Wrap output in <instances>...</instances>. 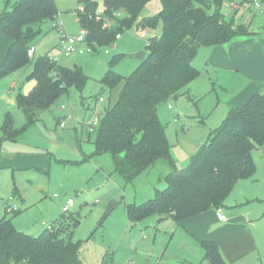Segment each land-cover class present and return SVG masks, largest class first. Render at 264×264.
I'll use <instances>...</instances> for the list:
<instances>
[{"label": "trees", "instance_id": "obj_1", "mask_svg": "<svg viewBox=\"0 0 264 264\" xmlns=\"http://www.w3.org/2000/svg\"><path fill=\"white\" fill-rule=\"evenodd\" d=\"M78 1L76 17L87 30V43L95 46L94 51L99 46H112L118 31L136 23L147 29L158 23L162 26L160 36L148 38L144 47L147 54L130 74L121 75L111 67L122 59V53L110 60L100 78L105 87L120 89L94 129V153L110 152L118 173L131 182L158 157L168 156L170 145L157 105L180 94L190 97L187 86L200 74L193 65L199 48L248 35L250 25L236 23L233 17L226 20L221 13L223 0H159L162 6L156 14L141 17V9L150 0ZM57 15L54 0H6L0 26L12 43L0 61V76L29 63L33 56H28L27 50L42 32V22L54 21ZM31 77L35 83L30 91L15 96L25 122L14 129L6 113L0 139L16 138L38 119L40 110L53 104L69 86L82 90L87 79L79 66H55L49 56L36 60ZM255 149L264 150V87L243 105L231 107L187 165L164 176L165 186L156 188L153 197L140 204L126 203L127 220L136 224L158 214L180 225L188 217L218 209L237 180L255 174ZM69 217L63 214L61 220H53L34 236L18 231L10 218L0 217V264H86L79 258V242L62 223ZM199 244L206 264H227L212 240H200Z\"/></svg>", "mask_w": 264, "mask_h": 264}, {"label": "rangeland", "instance_id": "obj_2", "mask_svg": "<svg viewBox=\"0 0 264 264\" xmlns=\"http://www.w3.org/2000/svg\"><path fill=\"white\" fill-rule=\"evenodd\" d=\"M254 1L259 2L260 7H256ZM5 2L0 0V12ZM54 2L58 10L54 21L60 20L68 33L75 34L80 29L76 17L79 1ZM222 3L221 13L226 20L233 17L236 23L249 24L251 30L264 34L263 0H223ZM231 3H236L238 8L231 7ZM144 5L139 17L156 14L162 6L159 0H150ZM98 6L102 8L100 2ZM54 21L42 22V32L31 43L35 52L29 63L0 76V125L6 113L14 129L25 122L15 96L27 94L34 86L31 74L38 58L49 56L64 67L77 65L87 79L82 90L69 86L53 104L40 110L38 119L21 130L16 138L0 140V217L10 218L18 231L34 236L53 220H61L63 214L70 215L62 223L67 225L71 238L79 242V258L86 264H206L198 230L203 231L214 222L210 213L204 212L202 223L193 229L158 214H150L132 224L125 213L126 203L140 204L153 197L156 188L162 189L164 176L185 167L225 118H220L225 95L218 85L217 91H212L215 76L205 71L206 52L201 51L193 62L203 73L193 79L197 89L189 88L190 97L180 94L157 105L170 145L168 156L158 157L151 168L126 182L116 170L110 152L94 153V132H87L86 123L94 115L101 118L104 109L117 99L120 86L109 89L100 82L110 67V60L124 53L111 67L121 75L130 74L140 60L129 54L144 49L145 39L160 36L161 23L148 28L146 38L137 35V29L142 27L136 23L118 31L121 38L114 40L112 47L99 46L91 53L67 57L58 49L60 38L57 29L52 27ZM250 63L252 67L259 65L258 56H252ZM13 80L16 85L11 89L9 84ZM99 96L104 100L98 101ZM252 156L264 162V152L260 149H255ZM67 197H73V205L64 213L61 207ZM232 198L230 192L224 202ZM111 199L116 200V207L98 222ZM8 205H14L18 211L7 212ZM223 212L227 214L228 210L223 209Z\"/></svg>", "mask_w": 264, "mask_h": 264}, {"label": "crops", "instance_id": "obj_3", "mask_svg": "<svg viewBox=\"0 0 264 264\" xmlns=\"http://www.w3.org/2000/svg\"><path fill=\"white\" fill-rule=\"evenodd\" d=\"M250 31V34L234 37L224 44L202 46L196 55L197 57L201 51L206 52L205 71L208 74L213 72L215 76L214 80L211 78L212 91L216 92L218 85L225 95L224 111L220 118L225 117L231 107L243 105L254 92L264 87V34ZM11 43L12 40L0 26V61ZM252 56H258L259 65L251 66ZM202 73L200 69L199 75ZM15 85L14 80L9 84L11 89ZM189 88L192 91L197 89L194 80L188 84L187 89ZM254 160L255 174L249 179L237 180L231 191L232 200L221 206L222 213L223 209L228 210L227 214L224 213L225 220L218 218L216 209H210L181 222V225L193 229L202 223L201 216L204 212L210 213L214 222L201 230L203 235L199 229L198 237L200 240L209 239L216 243L227 264H264V162L259 158Z\"/></svg>", "mask_w": 264, "mask_h": 264}, {"label": "built area", "instance_id": "obj_4", "mask_svg": "<svg viewBox=\"0 0 264 264\" xmlns=\"http://www.w3.org/2000/svg\"><path fill=\"white\" fill-rule=\"evenodd\" d=\"M254 4L256 7H260L259 2L254 1ZM231 7L233 8H238V5L236 3H231ZM56 25V29L59 33V44H58V49L60 50V53L64 54L65 56H71L75 53H91L94 51V45H89L87 43V30L85 28L80 27V29L75 33V34H70L66 31L64 24L59 20V21H54ZM146 30L147 28H139L137 29V35L140 36L141 38H146ZM121 36L119 34L116 35V38L119 39ZM146 42L148 39H145ZM105 52H108L106 49ZM34 46L31 45L29 49L27 50L28 56H33L34 54ZM49 60L54 63V65H58L57 61L51 57H49ZM98 101H103L104 99L102 97L98 98ZM99 106L98 102L96 101L95 107L97 108ZM170 108V105L168 106ZM100 121V118L97 115H94L91 117L88 123H86V130L88 133H93L94 129L98 126ZM61 127L64 125V123L59 124ZM57 196V194H55ZM12 199V197L10 198ZM73 205V197H67L64 201L62 208V211L68 212L71 209V206ZM6 211H18V209L14 205H8L5 207ZM216 213L218 215V218L225 220V214L222 213L221 207L216 209Z\"/></svg>", "mask_w": 264, "mask_h": 264}, {"label": "water", "instance_id": "obj_5", "mask_svg": "<svg viewBox=\"0 0 264 264\" xmlns=\"http://www.w3.org/2000/svg\"><path fill=\"white\" fill-rule=\"evenodd\" d=\"M146 54H147V51H145L144 49H139V50H137L136 53L129 54V57H133V58H136V59L138 58L141 61V60L144 59ZM106 206L107 207L104 210V212L101 215V217H100L98 222H101L104 218H106L111 213V211L116 207V200L111 199V201Z\"/></svg>", "mask_w": 264, "mask_h": 264}]
</instances>
